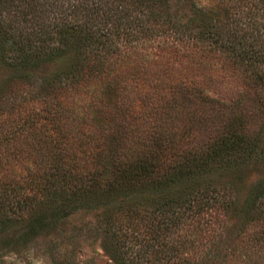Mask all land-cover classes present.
I'll use <instances>...</instances> for the list:
<instances>
[{"label": "trees", "instance_id": "16d2710c", "mask_svg": "<svg viewBox=\"0 0 264 264\" xmlns=\"http://www.w3.org/2000/svg\"><path fill=\"white\" fill-rule=\"evenodd\" d=\"M229 9L227 0L210 7L194 0H0V101L5 94L46 97L43 112L30 109L31 120L17 127L20 134L1 138L2 144L22 141L31 148L26 158L0 155V167L17 158L25 169L19 179L2 178L1 200L20 209L0 231L9 250L83 215L92 216L88 228L105 235L103 248H113L118 264H170L166 258L174 257L192 264L179 234L186 221L203 220L204 212L215 221L241 220L242 228L264 220V137L242 132L241 100L234 103L236 116L222 115L216 135L205 134L200 144L192 136L211 126L205 120L217 106L226 108L208 95L203 80L214 64H225L215 45L227 47L232 36L241 41L238 30H226ZM166 34L186 44L182 69L194 70L192 78L185 72L174 77L167 62L152 71L148 56L137 51L143 38ZM259 39H248L250 54L238 58L245 84L262 92L264 108V71L254 65L264 62V51L253 49ZM185 103L194 113L182 112ZM46 140L56 149L46 155L47 170L28 168L35 142ZM61 145L68 151H58ZM248 168L258 179L242 197ZM197 223L201 237L206 222ZM197 260L221 264L224 257L207 251Z\"/></svg>", "mask_w": 264, "mask_h": 264}, {"label": "rangeland", "instance_id": "374dc122", "mask_svg": "<svg viewBox=\"0 0 264 264\" xmlns=\"http://www.w3.org/2000/svg\"><path fill=\"white\" fill-rule=\"evenodd\" d=\"M194 1L200 6L210 7L217 0ZM227 4L230 9L227 13L226 30L230 32L238 30V36H242L241 41L243 42H237L232 36L227 47L223 49L217 45L214 47L215 56L221 57L225 64L221 66L220 64H214L211 67L210 73L208 72L203 80L206 81L204 88L209 96L221 100V103L224 106L226 105V108L223 107V109L222 106H217L211 113V116L208 117V120H205L206 123L212 121L211 126L209 124L204 129H194L192 136L198 144H200L199 140L203 139L205 134L211 132V134L216 135L215 129H220L221 123L219 122L222 115L227 117V119H231L238 114V111L234 109V103L238 100H241L243 103L242 114L245 113V118L241 125L242 132L250 138L259 139L264 137V108L262 107V102L259 100V95L262 92L254 89L251 90L247 87V84H245V64H242L238 58L240 55L250 54V52L246 53L250 49L248 39L255 38L256 40V38L259 39L258 36H262V38L258 42L256 41L253 49L257 52L255 54L263 53L264 11L259 0H227ZM140 41L137 44V51L140 55L146 54L148 56L150 70L154 71L155 67L167 62L169 63L168 69L174 72V77H177L178 73L182 74L185 72V74H188V79L192 78L194 70H190V67L187 70L182 69L186 66L185 60L182 57L185 50L184 47L186 46L185 43L177 42L171 34L155 35L150 38H143ZM117 42L121 49L125 48V43L122 39H119ZM135 43H138V41ZM254 65L264 71V62ZM161 69L164 70L165 74H171L167 68ZM195 79L201 81L202 77L198 76ZM37 81L41 85L39 83L40 80ZM45 99V96L36 95L35 97H29L20 93L3 95V100L0 101V155L12 152L13 154L17 153V155L21 154V158L27 157L31 151L27 143L18 141L17 146H8L1 143V138L10 131L18 132L17 127H21L25 120H31V117L28 118L27 115L28 112H31L30 109L42 113ZM23 101H26V103H22ZM12 105H18L14 109V112L12 109H8ZM183 108V113H194L193 105L185 103ZM75 114L78 117L81 116L79 112H75ZM40 119L43 120V117ZM47 122H50V120H46L45 123ZM180 122V119L173 120L174 129L175 127L179 128ZM75 126L79 127V125ZM47 129L49 131L48 126ZM47 135L52 138L54 136L51 126L50 134L48 132ZM71 135L74 134L71 133ZM59 139H62V137ZM36 143L37 148L33 147L34 152L30 156L28 168L31 166L43 172L48 168L46 155L55 152L56 149L47 140L42 141V143ZM67 148L68 146L64 147V145H61L58 151H68ZM15 160L18 161L17 158ZM16 161H14L15 164H11L10 166L0 167V189L4 185L2 178H6V173L10 177L19 179V175L25 170L23 165L18 167L19 163ZM26 172L23 173L25 177L28 176ZM242 177L240 195L243 197L245 190H248L257 181L258 174L254 169L248 168L243 171ZM3 202L5 201L0 198V231L4 228L3 222L7 217L16 218L20 213V209L15 204L10 205L5 202L4 205ZM209 214V212H204L200 215L203 220L190 219L186 221L185 227L179 232L182 239L188 242V247L184 251H182L183 248L181 249L182 253L184 252L183 256L185 258L191 259L192 264H197L195 260L198 259L197 262H199L200 257L205 252L214 251L222 256V259L224 257V261L221 264H264L263 219L253 220L247 228H242L241 220L218 218L215 221L214 217H209ZM83 217L81 215L66 219L64 222H61L60 228L56 232L48 233L46 231L38 238L30 241L26 246L13 251L8 249L6 242L0 241V264H118V260L112 258L113 253L111 249L113 248H107L110 249L109 252H106L103 248L105 235L100 233L97 228H88L89 221L94 223V220L91 219L92 216H86L84 219ZM197 221L201 223L205 221L207 225H203L201 237L200 231H198L200 228L197 230L195 227L196 224L198 225ZM13 229L18 230L19 227L14 225ZM134 237H138V234L134 235ZM166 259L165 261L170 264H179V260L176 257Z\"/></svg>", "mask_w": 264, "mask_h": 264}]
</instances>
